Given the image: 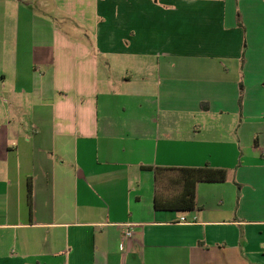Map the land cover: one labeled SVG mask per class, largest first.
<instances>
[{
  "label": "crops",
  "instance_id": "1",
  "mask_svg": "<svg viewBox=\"0 0 264 264\" xmlns=\"http://www.w3.org/2000/svg\"><path fill=\"white\" fill-rule=\"evenodd\" d=\"M0 264H264V0H0Z\"/></svg>",
  "mask_w": 264,
  "mask_h": 264
},
{
  "label": "trees",
  "instance_id": "2",
  "mask_svg": "<svg viewBox=\"0 0 264 264\" xmlns=\"http://www.w3.org/2000/svg\"><path fill=\"white\" fill-rule=\"evenodd\" d=\"M177 171L179 173L177 182L182 184V192L171 198L168 207H175L179 210H193L196 207V190L200 182H223L227 180L228 172L225 169H218L209 166L190 167V168H161L159 178L163 171ZM33 186L29 182V201L32 205ZM157 207L160 206L156 199Z\"/></svg>",
  "mask_w": 264,
  "mask_h": 264
},
{
  "label": "rangeland",
  "instance_id": "3",
  "mask_svg": "<svg viewBox=\"0 0 264 264\" xmlns=\"http://www.w3.org/2000/svg\"><path fill=\"white\" fill-rule=\"evenodd\" d=\"M71 31H72V29H71ZM245 50H246V45H245L244 52H243V57H242V60H243L244 62H245V59H246V56H245ZM107 57H108L107 55H105V56H102V55H101V56H100L101 66L104 65V63H105ZM117 70H118V69L115 68V69H114V72L116 73ZM118 73H120V72H118ZM118 73H117V74H118ZM243 150L246 151V152L248 151V147H247V145H245V146L243 147ZM162 187H163V184L161 185V188H162Z\"/></svg>",
  "mask_w": 264,
  "mask_h": 264
},
{
  "label": "built area",
  "instance_id": "4",
  "mask_svg": "<svg viewBox=\"0 0 264 264\" xmlns=\"http://www.w3.org/2000/svg\"><path fill=\"white\" fill-rule=\"evenodd\" d=\"M127 226H128V229L126 231L125 238H131L133 236V227H134V225L133 224H128Z\"/></svg>",
  "mask_w": 264,
  "mask_h": 264
}]
</instances>
